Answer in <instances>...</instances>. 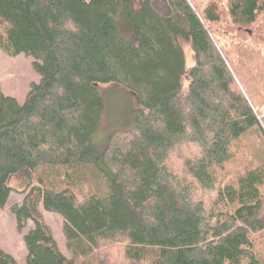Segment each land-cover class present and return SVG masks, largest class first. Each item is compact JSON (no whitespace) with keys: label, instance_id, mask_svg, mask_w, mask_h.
I'll return each mask as SVG.
<instances>
[{"label":"trees","instance_id":"1","mask_svg":"<svg viewBox=\"0 0 264 264\" xmlns=\"http://www.w3.org/2000/svg\"><path fill=\"white\" fill-rule=\"evenodd\" d=\"M162 1L165 12L154 0H0V51L33 59L39 76L22 102L0 87V208L24 176L31 189L11 211L18 231L33 224L25 264H109L99 254L113 242L125 264H264V161L224 181L233 142L264 130L212 42L220 9ZM227 14L252 27L264 0H231ZM121 92L126 119L95 143ZM185 143L198 151L188 180L215 194L208 207L168 170ZM43 212L62 218L68 257ZM0 264L17 262L0 247Z\"/></svg>","mask_w":264,"mask_h":264},{"label":"rangeland","instance_id":"2","mask_svg":"<svg viewBox=\"0 0 264 264\" xmlns=\"http://www.w3.org/2000/svg\"><path fill=\"white\" fill-rule=\"evenodd\" d=\"M154 1L157 8L165 12L162 0ZM230 1L187 0L198 15L202 14L210 4L219 7L220 21L212 25L210 31L212 42L219 49H223L224 56L230 62L229 68L235 87L249 101L264 130V14L259 16L256 24L252 27L244 28L232 25L227 14ZM118 26L124 37L130 39V31L123 19L118 20ZM180 45L184 53L186 67L189 68L194 63L191 45L182 39ZM32 62L33 59L23 54L9 57L0 51V87L3 93L16 98L19 102L24 100L31 83H37L39 80ZM187 84L188 79L184 77L183 86L186 87ZM121 93L123 94H118L111 100L110 105L104 111L100 127L94 135L95 143L104 144L108 136L112 135L114 127L120 126L121 121L126 119L125 114L129 107V101L126 93ZM260 133L251 131L233 142V160L231 159L225 166L224 181H228L234 175L264 161V134L262 136ZM197 153V147L192 144L185 143L182 147H178L168 157V170L175 176L181 177L182 180L194 183L192 180H188L183 169V162L185 159L195 158ZM10 185L13 190L8 202L3 208H0V247L13 256L17 264H25L27 251L23 236L33 227V224L28 221L25 229L18 231L11 207L15 204L19 205L23 201L31 186L22 175L12 177ZM194 194V200L203 202L205 207L210 206V201L215 195L195 183L192 195ZM43 218L58 247L68 257L62 230V218L57 214L44 212ZM261 249V252L264 253V247ZM99 256L105 258L109 264H125L122 247L118 242L104 244Z\"/></svg>","mask_w":264,"mask_h":264}]
</instances>
